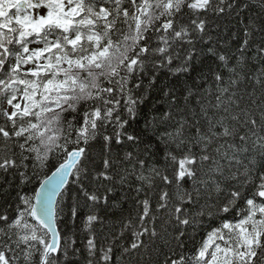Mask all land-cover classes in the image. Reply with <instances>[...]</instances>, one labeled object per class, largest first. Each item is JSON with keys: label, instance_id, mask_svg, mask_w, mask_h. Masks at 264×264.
Here are the masks:
<instances>
[{"label": "snow or ice", "instance_id": "6c2138e0", "mask_svg": "<svg viewBox=\"0 0 264 264\" xmlns=\"http://www.w3.org/2000/svg\"><path fill=\"white\" fill-rule=\"evenodd\" d=\"M0 199V264H264V0H0Z\"/></svg>", "mask_w": 264, "mask_h": 264}, {"label": "trees", "instance_id": "16d2710c", "mask_svg": "<svg viewBox=\"0 0 264 264\" xmlns=\"http://www.w3.org/2000/svg\"><path fill=\"white\" fill-rule=\"evenodd\" d=\"M142 126V125H141ZM60 157H57V158H55V159H53V161H52V165H53V167H52V171H54L55 170V165L56 164H58L59 163V161H60ZM48 174L50 175L51 173L50 172H48ZM42 179H44V172H41L40 173V175H39V177L37 178V179H34L33 180V182L29 185V187L26 189V192L29 194V195H32V190L33 189H39V182H40V180H42ZM72 179H73V177H71V179H70V182H69V186L71 185V183H72ZM3 199H0V204H3ZM58 226L61 228V229H63L64 231H69V230H76L77 232H79V229L82 227V225H81V221L79 220V219H77L76 221H71V220H68L67 219V209H65V222H59L58 221ZM107 231V230H106ZM201 237H203V238H205L206 239V233H204V232H201V233H199L198 234V236H197V243H199L200 242V240H201ZM77 239H79V237H77ZM145 260H147L148 258L147 257H145L144 258ZM134 264H135V262H134Z\"/></svg>", "mask_w": 264, "mask_h": 264}, {"label": "water", "instance_id": "95a60500", "mask_svg": "<svg viewBox=\"0 0 264 264\" xmlns=\"http://www.w3.org/2000/svg\"><path fill=\"white\" fill-rule=\"evenodd\" d=\"M71 175H69V177L67 178V183L69 184V182H70V179H71ZM61 191H63V189H61Z\"/></svg>", "mask_w": 264, "mask_h": 264}]
</instances>
